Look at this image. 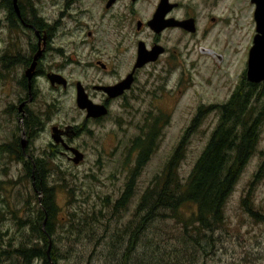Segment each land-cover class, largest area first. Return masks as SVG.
<instances>
[{"label": "rangeland", "instance_id": "374dc122", "mask_svg": "<svg viewBox=\"0 0 264 264\" xmlns=\"http://www.w3.org/2000/svg\"><path fill=\"white\" fill-rule=\"evenodd\" d=\"M47 1H35L38 14H49ZM55 1L57 7L50 10L52 21L57 18L54 10L60 9L62 4L60 0H52V3ZM230 1H223L225 14L219 15L215 26L208 22L205 14L197 16L198 34L189 42L178 31L170 33L171 38L176 37L179 47L187 42L195 45L194 53L187 59V62L192 61V69L180 80L179 71H175L170 77L160 76L154 83L149 82L153 83L146 89L149 105L132 103L137 108L133 112L122 107L126 100L113 103L102 122L89 124V133L73 139L72 146L83 154L77 165L61 156L41 157L43 152H50L48 126L80 124L83 114L74 105L72 86L60 90L59 96H51L40 81L42 88L31 108L33 112H47L49 120L45 132L30 146L28 155L42 158L46 169L50 170L45 183L52 189L56 208L53 238L57 241L58 259L48 264H67V259L70 264H264V83L256 85L253 92L256 99L250 105L253 113L259 110L262 114L257 145L222 208L223 220L210 235L211 241H201L195 255L191 245H187L189 251L183 249L184 241H190L193 236L192 227L183 231V223L193 214V208L188 205L173 215L169 211L159 213L161 218L144 224L135 212L140 195L150 187L154 177L161 176L175 149H179L175 172L184 183L217 125L215 107L224 105L237 88H245L247 53L254 35L252 7L246 0H239L241 14H229ZM2 14L5 12L0 8V19ZM93 16L96 18L98 14ZM148 16L138 14L135 19L144 20ZM227 17L230 22L224 21ZM106 30L103 21L93 32L96 42L104 38L100 33ZM129 30L133 31V23ZM145 37L144 34L138 36L143 41ZM88 42L91 44V40ZM198 47L211 49L222 59L218 62L211 54H199ZM86 48L76 51L77 60L84 59L87 54L90 59L98 58L90 52V45ZM107 49L105 46L104 51ZM53 61L56 62V58ZM70 69L73 67L63 71L69 84L93 79L92 75L86 77L75 71L68 76ZM139 76L142 83L144 76ZM6 78L10 79L8 75ZM103 79L110 81L106 77ZM2 91L8 92L7 89ZM4 99L10 101L12 98L4 96ZM7 122L12 124H5ZM14 129H17V122L2 114L0 103V146L11 144ZM157 129L152 150L135 170L138 153L133 148L134 142ZM4 153L0 150V251L9 250L12 254L19 243L30 245L35 241L28 226L39 208L41 195L32 189L31 180L21 164ZM133 169L131 195L122 208L114 209ZM245 200L246 203H242ZM85 222L89 223L88 228L83 226ZM136 227L138 236L133 238L135 244L129 253L141 261L129 258L125 262L120 256L123 249L120 251L114 243L127 240L132 233L127 235L125 231L131 228L134 231ZM70 248L72 256L67 254ZM0 264L19 262L10 255L0 257ZM30 264H42V261L37 259Z\"/></svg>", "mask_w": 264, "mask_h": 264}, {"label": "flooded vegetation", "instance_id": "af4514ba", "mask_svg": "<svg viewBox=\"0 0 264 264\" xmlns=\"http://www.w3.org/2000/svg\"><path fill=\"white\" fill-rule=\"evenodd\" d=\"M35 1L16 0V13L10 0L11 13L8 14L3 7L6 0H0V8L5 12L0 19V99H3L0 103L2 114L17 122L11 144H3L0 150L14 157L26 173L28 167L31 168V173L34 172L35 162L41 163L44 175L50 174V170L45 171L44 160L34 159L28 155L30 146L40 134L45 132L49 120L47 112L42 110L33 112L31 108L39 97V90L42 88L40 81L47 86L51 96H54L53 94L59 96L62 93L60 90L72 86L74 105L83 114L80 124L48 126L50 142L47 143V147L50 148V152H43L41 157L61 156L70 160L71 153L65 149V146L81 153L77 147L72 146L73 139L85 132L89 133L87 130L89 124L102 122L108 116L113 103L126 100L122 103V107L133 112L137 108L131 105L132 103L148 104V99L145 97L148 94L146 89L160 76L170 77L175 71H179V80L183 78L186 72L192 69V61L187 62V59L194 53L195 45L192 43L189 45L188 42L198 34L196 17L205 14L208 22L215 26L219 21V15L225 14L224 0H60L61 8L54 10L57 18L52 21L53 14H50V10L57 7V1L53 3L52 0L47 1L49 14H38ZM246 1L252 7L253 18L254 5L250 0ZM240 12L239 0H231L228 13L241 14ZM93 14L98 16L94 18ZM138 14H149V16L144 20L135 19ZM153 14H158L159 24L163 26L157 31L152 30L148 25ZM184 20H192V32L165 23ZM103 21L107 25V30L100 33L104 38H98L96 42L93 32ZM224 21L230 22L228 17ZM132 23L133 31H130L129 26ZM177 31L188 38V42L182 47H179L176 37H170L171 32L173 35ZM203 33L206 34L207 31ZM141 34L146 36L147 42L138 38ZM88 40H91V44ZM88 45L90 52L93 51L92 53L98 58L90 59V54H87L84 59L77 60L76 51ZM105 46L108 48L106 51H104ZM197 51L199 54H211L218 62L222 59L211 49L198 47ZM37 52H40V55L35 60L31 78L27 79L25 72ZM54 58L56 62L53 61ZM46 60L48 63H45ZM67 67H73L68 71V76L75 71L76 74H83L86 77L92 75L93 79L76 80L72 82L73 85L69 84L63 74ZM6 75L10 79H7ZM139 75L144 76L142 83L139 81ZM51 76L58 78L51 80L49 78ZM104 77L109 78L110 81H105ZM125 80H129L127 87L115 98H109L103 90ZM149 82L153 83L149 84ZM77 85L90 103L105 108L106 115L96 118L86 117V111L76 105ZM3 89H7L8 92L3 93ZM4 96L12 99L5 101ZM135 100L137 102H134ZM219 107H215L216 111ZM8 123L12 124V122L5 124ZM66 127L72 128V137L66 136ZM54 128L57 141L52 139ZM140 139L142 140L143 137Z\"/></svg>", "mask_w": 264, "mask_h": 264}, {"label": "trees", "instance_id": "16d2710c", "mask_svg": "<svg viewBox=\"0 0 264 264\" xmlns=\"http://www.w3.org/2000/svg\"><path fill=\"white\" fill-rule=\"evenodd\" d=\"M3 7L8 14L11 13L10 0H6ZM244 85L245 88H237L229 100L217 109V125L184 183L182 184L175 172L179 158V149H175L161 176L154 177L150 187L138 199L135 212H137V219H140L141 224L158 217L161 218L159 213L169 211L173 215L182 206L192 207L193 214L187 222L183 223V231L187 232L189 227H192L193 236L190 241H184L183 249L189 251L187 245H191V250L195 251L194 255L201 247L200 242L205 239L211 241L210 235L213 230L222 223V208L230 196L242 168L257 145L262 114L259 110L253 113V110L250 109V105L256 99L253 92L257 86L247 82ZM157 135L158 129L153 132L150 130V133L144 134L142 140L136 139L134 142L133 148L138 153L135 170L147 158ZM40 164L35 162L33 173H31V168L27 169V177L31 180L32 189L41 195V199L38 201L39 208L28 226L35 241L30 242V245L19 243L12 254L9 253V250L0 251V257L13 255L19 264H30L31 261L37 259L41 260L42 264H48V261L56 262L58 259L57 241L53 238L56 208L52 189L45 183L47 175H44ZM129 176L124 192L113 205L114 209L122 208L131 195L134 169ZM246 201H242V203H246ZM244 209L250 213L249 209ZM83 226L88 228L89 223L85 222ZM132 230L131 228L125 231L127 235L132 233L131 237L117 244L115 242L114 245L120 247V251L123 249V254L120 256L125 262L129 258L130 261L140 262L141 259L138 256L129 253L135 244L133 238H136L139 232L138 227L136 230ZM67 254L68 256L73 255L71 248ZM191 258L194 259V256ZM80 259L81 257L78 258V260ZM66 263L70 264L69 259Z\"/></svg>", "mask_w": 264, "mask_h": 264}, {"label": "water", "instance_id": "95a60500", "mask_svg": "<svg viewBox=\"0 0 264 264\" xmlns=\"http://www.w3.org/2000/svg\"><path fill=\"white\" fill-rule=\"evenodd\" d=\"M250 2L254 5L253 21H254L255 29L251 41V46L248 49V53H247L245 81L249 84L258 85L260 83H264V0H250ZM12 5L14 11L17 13L16 0H12ZM159 19L160 18L158 17V14H153L152 19L148 22V25L152 30L157 31L160 27L161 28L163 27L162 25L160 26ZM165 23L168 26H176L188 32L193 31L192 20L171 21ZM39 55L40 52H37L35 54V56L33 57L32 64L25 72V77L27 79L31 78L35 65V60L39 57ZM139 63L141 62L139 61ZM136 64L138 65V63ZM49 78L52 80L58 77L51 76ZM128 83L129 80H125L115 86L104 88L103 90H105L109 98H115L116 96L122 94V91L124 90V88L127 87ZM78 88L79 86L77 85L76 105L81 110L86 111V117L96 118L106 115L105 108L90 103L82 94L81 90H79ZM52 131L54 132V134L52 135V139L54 141H57L56 133H55L56 129L54 128L52 129ZM65 131L67 137L73 136L72 133L73 130L71 127H66ZM65 149L71 153L70 161L72 164L77 165L82 160V154L79 153L74 148H69L65 146Z\"/></svg>", "mask_w": 264, "mask_h": 264}]
</instances>
